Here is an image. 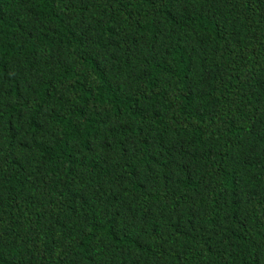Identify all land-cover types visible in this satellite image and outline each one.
Returning a JSON list of instances; mask_svg holds the SVG:
<instances>
[{"label": "trees", "instance_id": "1", "mask_svg": "<svg viewBox=\"0 0 264 264\" xmlns=\"http://www.w3.org/2000/svg\"><path fill=\"white\" fill-rule=\"evenodd\" d=\"M0 264H264V0H0Z\"/></svg>", "mask_w": 264, "mask_h": 264}]
</instances>
